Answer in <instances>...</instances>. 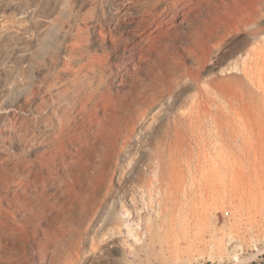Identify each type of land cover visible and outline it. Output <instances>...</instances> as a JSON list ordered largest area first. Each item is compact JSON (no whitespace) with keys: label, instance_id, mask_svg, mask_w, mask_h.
<instances>
[{"label":"rangeland","instance_id":"rangeland-1","mask_svg":"<svg viewBox=\"0 0 264 264\" xmlns=\"http://www.w3.org/2000/svg\"><path fill=\"white\" fill-rule=\"evenodd\" d=\"M183 4L0 0V176L34 158L48 115L97 114L117 131L109 156L95 137L81 153L70 146V164L106 167L85 192L88 209L68 214L82 232L70 264H264V0ZM195 41L211 52L197 89L182 77L197 67ZM171 72L174 91L162 93L158 78ZM1 177L0 197L10 196ZM131 189L153 201L139 243L115 228ZM33 244L13 264H38Z\"/></svg>","mask_w":264,"mask_h":264},{"label":"bare ground","instance_id":"bare-ground-1","mask_svg":"<svg viewBox=\"0 0 264 264\" xmlns=\"http://www.w3.org/2000/svg\"><path fill=\"white\" fill-rule=\"evenodd\" d=\"M173 1L174 6H178L191 0ZM256 1L258 2L259 0ZM174 8L176 9V7ZM159 26L162 25L159 24ZM192 50V56L197 67L187 68L182 72V77L186 78L184 82L185 86L194 85L197 89L204 82L201 79L199 71L208 63L211 52L206 45L196 43V41ZM172 75L173 73L171 72L159 76L157 84L162 88V93L163 91L168 93L174 91L175 79ZM64 113L66 114L67 111ZM65 114L55 118L48 115L45 118L47 127L44 128V131L38 132V135H35V138L33 137V141L30 144L37 145L38 147L32 160L25 161L22 159L23 161H16L17 164H4L8 170L12 169L13 171L11 172L6 170L7 168H4L2 172L4 177L0 176L1 181L4 188L12 189L13 191L10 196L3 195V197H0L1 208L3 207V201L6 203L2 208L4 218L0 219V264H13L15 259L13 251L16 248L22 249L28 246L26 244L30 243L31 238L36 242V245L33 244L35 246V253H32L31 258L39 263L46 261L48 264H54L57 261L58 263L56 264H70L76 261L80 253L82 232L77 236L72 233V227L70 228L68 224L70 217L68 214H70L75 203L82 210L88 209L87 206L83 205V199L86 197L85 192L95 188V185H102L101 182L104 180L106 167L105 164H70L77 157L72 152L70 146L77 147L81 153L89 142L94 147L91 138L95 137L97 141L100 140L99 144L108 146L105 155L109 156L114 148V139L117 136V131L114 124L107 117H99L97 114L91 115L92 113H83L81 116L74 114V112ZM174 122L176 121L174 120ZM176 124L174 123L173 125L175 126ZM117 128L119 127L117 126ZM174 128L175 131H179L178 125ZM108 135L111 136L110 141L107 139ZM116 144L115 146H117ZM105 155L103 156L106 157ZM156 160L157 164H164L160 156ZM158 181L156 179L147 185L148 190L154 191L153 185ZM152 194L151 192L150 195L149 192V197L153 196ZM158 194L160 195L161 193L158 191L157 196H159ZM137 195L132 189L128 191L126 198L132 206L128 208L125 207L126 205H123L124 211L119 220H117L115 228L122 231V227L127 238L139 243L142 236H145L146 229L149 228H147V223L149 217H151L144 218L143 212L148 209L150 203L153 201H146L143 198L144 196L140 198ZM139 198H143L142 204ZM20 212L24 214L23 223L17 224L20 221L17 220L16 223L14 216ZM11 218L12 221L10 220ZM152 225L151 222L150 227H153ZM60 239H64L65 244L62 252L60 251L61 253L57 254L58 252L53 251L52 247ZM16 253L18 255V252ZM24 264H34V262L27 259Z\"/></svg>","mask_w":264,"mask_h":264}]
</instances>
